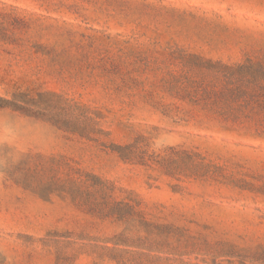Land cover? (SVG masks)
<instances>
[{"label": "rangeland", "instance_id": "rangeland-1", "mask_svg": "<svg viewBox=\"0 0 264 264\" xmlns=\"http://www.w3.org/2000/svg\"><path fill=\"white\" fill-rule=\"evenodd\" d=\"M139 45L263 58L264 0H0V264H264V139L164 112Z\"/></svg>", "mask_w": 264, "mask_h": 264}, {"label": "trees", "instance_id": "trees-1", "mask_svg": "<svg viewBox=\"0 0 264 264\" xmlns=\"http://www.w3.org/2000/svg\"><path fill=\"white\" fill-rule=\"evenodd\" d=\"M135 55L137 83L143 74L159 71L158 82L172 97L188 105L185 110L166 107L164 112L174 116L182 111L190 117L198 115L222 131L264 139V57L230 63L188 53L176 45L165 47L161 53L139 45ZM115 150L126 161L145 158V150L135 144ZM192 156L204 161L198 154ZM119 205L130 206L132 213L145 221L143 211L135 209L138 205L123 201ZM225 252V256H230L232 249Z\"/></svg>", "mask_w": 264, "mask_h": 264}]
</instances>
